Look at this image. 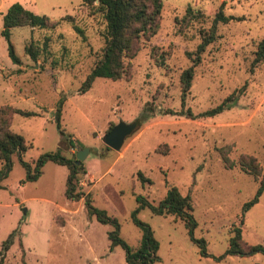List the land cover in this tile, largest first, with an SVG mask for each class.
<instances>
[{
  "label": "rangeland",
  "instance_id": "374dc122",
  "mask_svg": "<svg viewBox=\"0 0 264 264\" xmlns=\"http://www.w3.org/2000/svg\"><path fill=\"white\" fill-rule=\"evenodd\" d=\"M14 1L57 20L52 27H10L18 63L8 57L0 34V104L33 111L14 112L11 119L10 128L29 145L22 158L33 167L38 154L57 147L70 156L74 148L62 143L63 134L77 138L88 152L82 159L85 172L72 190L78 198L65 193L64 164L46 160L35 179H25L17 153L10 154L8 166L0 160V242L17 228L4 264H130L119 243L109 249L114 223L89 213L85 199L114 217L119 237L136 246L142 228L131 218L135 196L156 203L170 185L189 194L196 224L189 234L181 219L139 208L138 218L157 241L159 259L153 264L263 263L261 250L214 259L197 239L205 242L206 252L218 255L231 228L239 226L244 241L264 250V188L242 210L264 175V57L251 65L264 35V0H223V12L238 18L217 22L214 39L198 53L183 107L198 113L232 90L234 95L221 110L194 118L164 110L180 109L179 73L192 64L196 44L222 0H161L158 27L137 39V49L125 58V74L95 76L82 92L78 88L103 46L101 13H89L81 0H2L0 12ZM186 6L191 12L184 14ZM64 14L72 20L61 18ZM27 44L36 59L24 51ZM145 102L155 112L118 149L107 146L102 135L109 122L134 120ZM58 105L59 128L53 117ZM222 148L231 165L224 164ZM244 153L260 165L258 177L239 166ZM138 170L150 181L137 178Z\"/></svg>",
  "mask_w": 264,
  "mask_h": 264
},
{
  "label": "trees",
  "instance_id": "16d2710c",
  "mask_svg": "<svg viewBox=\"0 0 264 264\" xmlns=\"http://www.w3.org/2000/svg\"><path fill=\"white\" fill-rule=\"evenodd\" d=\"M81 0V3L87 8L89 13L100 12L104 19L103 28V46L101 48L100 57L94 62L89 71L86 73L85 78L81 82L78 91L82 92L86 90L92 79L95 76H104L112 79H116L125 74L126 61L125 58L133 55L135 49H137L136 42L140 36H149L154 33L158 27V20L160 17V11L162 6L161 0ZM223 0L218 4L216 10L210 18L209 26L201 35L199 42L195 47V57H193L192 64L184 67L179 73V89H180V109L171 110L166 108L165 112L182 114L184 116L194 118L196 116H204L212 114L221 110L227 106V101L234 95V90L228 93L220 103L214 107L207 108L201 112L193 113L189 107L184 108V100L188 92L191 78L193 75V66L199 60L198 53L204 48V46L212 41L216 35L217 22H226L232 18H238L231 14H225L222 9ZM186 12H191V8L186 6ZM71 14H64L61 18H68L72 20ZM57 23V20H53L43 13H36L30 9L22 6L19 2H11L5 11L1 14L0 34L6 40V52L8 57L13 62H19L18 56L15 54L11 41L9 40V29L16 25H29L37 27H52ZM72 27L81 33V29L74 23ZM24 51L32 59H36V50L31 44L24 45ZM264 57V35L258 40L254 49V56L251 61V65L257 63ZM155 107L150 102H145L141 112L134 119L136 125L146 120L152 115ZM14 112L22 114H31L33 111L20 109L12 106L9 103L0 104V160L4 161V165L8 166L10 154L17 153L20 164L25 169V179H35L39 173L40 166L46 160H52L59 164H64L67 167V173L65 178V193L67 196H73L72 190L79 186L78 180L80 174L85 172V167L82 160L79 163L74 162L75 150L82 147V144L77 138L72 137L70 134H63L62 143H66L67 147H73L74 150L70 156H64L60 153L59 147L53 151H45L37 155L34 159L33 167L29 162L22 158V154L27 145L24 142V138L21 134L13 131L10 128L12 115ZM59 105L54 111V120L56 126L59 128ZM109 122L107 129L112 125ZM106 129V130H107ZM62 133V132H61ZM157 150V147H155ZM221 158L225 165H231L227 155L223 148L221 149ZM239 166L242 170L251 174L254 178L260 175V165L257 163L254 156L249 154H240L238 156ZM137 178L141 181L150 179L144 176L141 171L136 172ZM259 184L255 189L253 196L246 200L242 205V210H246L252 203H254L261 191L264 188V175L259 177ZM75 198L79 197V193H75ZM137 201L136 206L131 212L132 221L138 224L142 228V235L138 245L130 246L118 235V224L114 217L105 216L102 209L90 206L87 199L85 204L89 213H94L96 218L100 221H112L115 228L108 233L109 249L116 243H119L125 251V260L130 264H153L154 261L159 259L156 254L157 241L153 237L150 228L144 224L137 216V211L141 207H148L152 213L156 214H170L173 219L179 218L183 221L189 234L192 233V229L196 224L194 217L192 216L191 200L188 193L182 194L179 192L175 185L167 187L164 195L156 202L152 203L144 196L137 194L135 196ZM242 216V215H241ZM240 218V222H241ZM17 228H13L8 232L6 237L0 242V264H4V255L13 240L15 231ZM231 235L228 238V245L224 251L218 255L210 254L206 252L205 242L200 238L197 239L199 246L205 255H211L214 259H219L225 254L245 255L250 254L256 250H261L262 247L258 243H248L244 241L240 233L239 226H233L231 228ZM20 244V241H19ZM254 264H264L254 263Z\"/></svg>",
  "mask_w": 264,
  "mask_h": 264
},
{
  "label": "water",
  "instance_id": "95a60500",
  "mask_svg": "<svg viewBox=\"0 0 264 264\" xmlns=\"http://www.w3.org/2000/svg\"><path fill=\"white\" fill-rule=\"evenodd\" d=\"M136 126L135 120L130 122H124L118 120L113 123L102 135L103 142L113 148L118 149L124 139V137L129 134ZM88 152V147H81L75 150L74 162L79 163L86 153ZM24 211V208H22Z\"/></svg>",
  "mask_w": 264,
  "mask_h": 264
},
{
  "label": "crops",
  "instance_id": "0c3cea01",
  "mask_svg": "<svg viewBox=\"0 0 264 264\" xmlns=\"http://www.w3.org/2000/svg\"><path fill=\"white\" fill-rule=\"evenodd\" d=\"M1 2H2V0H0V4H1ZM32 2H34V0H33ZM9 4H10V3H9ZM9 4H8V5H9ZM20 4H21V3H20ZM8 5H7V6H8ZM21 5H22V4H21ZM7 6H6V8H7ZM22 6H23V5H22ZM6 8H5V9H6ZM4 11H5V10H4ZM4 11H3V12H4ZM3 12H2V13H3ZM0 13H1V12H0ZM2 13H1V14H2ZM36 13H37V12H36ZM10 124H11V123H10ZM70 149H72V148H70Z\"/></svg>",
  "mask_w": 264,
  "mask_h": 264
}]
</instances>
